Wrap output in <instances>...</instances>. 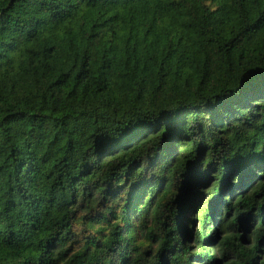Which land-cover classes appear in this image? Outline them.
<instances>
[{
  "label": "trees",
  "instance_id": "1",
  "mask_svg": "<svg viewBox=\"0 0 264 264\" xmlns=\"http://www.w3.org/2000/svg\"><path fill=\"white\" fill-rule=\"evenodd\" d=\"M0 264H264V0H0Z\"/></svg>",
  "mask_w": 264,
  "mask_h": 264
}]
</instances>
